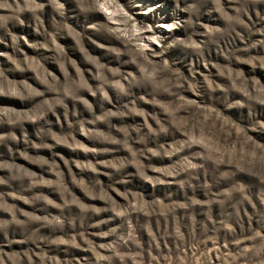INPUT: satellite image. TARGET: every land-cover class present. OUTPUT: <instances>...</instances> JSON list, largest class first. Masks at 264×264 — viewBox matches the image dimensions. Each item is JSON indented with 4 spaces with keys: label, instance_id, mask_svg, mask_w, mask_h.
I'll use <instances>...</instances> for the list:
<instances>
[{
    "label": "rangeland",
    "instance_id": "obj_1",
    "mask_svg": "<svg viewBox=\"0 0 264 264\" xmlns=\"http://www.w3.org/2000/svg\"><path fill=\"white\" fill-rule=\"evenodd\" d=\"M0 264H264V0H0Z\"/></svg>",
    "mask_w": 264,
    "mask_h": 264
}]
</instances>
